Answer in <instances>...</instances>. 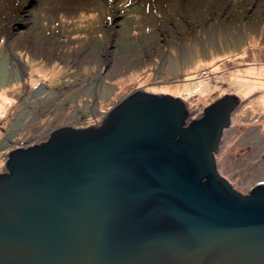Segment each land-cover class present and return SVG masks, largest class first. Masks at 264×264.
I'll return each mask as SVG.
<instances>
[{
    "label": "water",
    "instance_id": "95a60500",
    "mask_svg": "<svg viewBox=\"0 0 264 264\" xmlns=\"http://www.w3.org/2000/svg\"><path fill=\"white\" fill-rule=\"evenodd\" d=\"M242 103L227 93L188 121L182 97L135 89L10 150L0 264H264V183L241 193L216 166Z\"/></svg>",
    "mask_w": 264,
    "mask_h": 264
},
{
    "label": "rangeland",
    "instance_id": "374dc122",
    "mask_svg": "<svg viewBox=\"0 0 264 264\" xmlns=\"http://www.w3.org/2000/svg\"><path fill=\"white\" fill-rule=\"evenodd\" d=\"M135 89L182 97L188 121L237 95L217 170L241 193L264 183V0H0V173Z\"/></svg>",
    "mask_w": 264,
    "mask_h": 264
}]
</instances>
